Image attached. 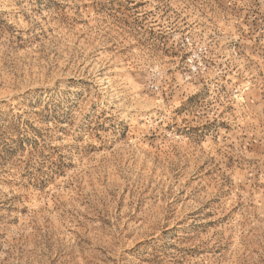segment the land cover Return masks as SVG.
Instances as JSON below:
<instances>
[{"label": "rangeland", "instance_id": "374dc122", "mask_svg": "<svg viewBox=\"0 0 264 264\" xmlns=\"http://www.w3.org/2000/svg\"><path fill=\"white\" fill-rule=\"evenodd\" d=\"M0 264H264V0H0Z\"/></svg>", "mask_w": 264, "mask_h": 264}]
</instances>
